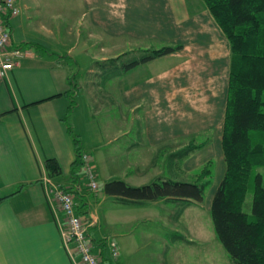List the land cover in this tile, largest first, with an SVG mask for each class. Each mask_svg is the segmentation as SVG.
Instances as JSON below:
<instances>
[{
  "label": "crops",
  "instance_id": "0c3cea01",
  "mask_svg": "<svg viewBox=\"0 0 264 264\" xmlns=\"http://www.w3.org/2000/svg\"><path fill=\"white\" fill-rule=\"evenodd\" d=\"M54 1L15 0L18 13L8 19L11 45L23 47L26 55L0 78V264H75L60 236L64 217L48 189L73 181L75 153L67 124L93 169L97 162L106 172L107 161L113 172L103 174L107 180L117 179L116 172L132 185L158 177L187 180L185 173L214 160L210 204L224 173L230 44L204 1ZM42 42L52 51L41 49ZM164 45L179 47L130 65L142 49ZM73 50L90 61L83 85L75 87L78 66L63 56ZM119 58L122 71L97 70L98 62ZM112 77L122 85H111ZM73 87L75 106L65 118ZM47 158L59 165L52 177L45 170ZM78 180L85 186H76V207L85 204L83 219L99 220L98 190L86 187L83 172ZM109 195L125 206L152 207L162 200L123 203ZM89 237L103 264H118L106 234Z\"/></svg>",
  "mask_w": 264,
  "mask_h": 264
},
{
  "label": "trees",
  "instance_id": "16d2710c",
  "mask_svg": "<svg viewBox=\"0 0 264 264\" xmlns=\"http://www.w3.org/2000/svg\"><path fill=\"white\" fill-rule=\"evenodd\" d=\"M203 1L230 44L221 136L225 168L209 204L212 227L234 264H264V187L259 172L253 174L252 217L242 210L249 177L255 167L264 165V0ZM7 24L8 19L5 20L8 27ZM178 47L164 45L157 49H142L143 55L130 65L170 53ZM74 87L71 88L65 118L75 106ZM67 130L75 153L69 172L73 181L66 187L60 186L71 190L77 201L80 195L76 186H85L78 180L83 172L82 149L79 135L69 124ZM199 146L190 145L187 150ZM214 162L209 160L192 173V180L158 177L145 184L132 185L123 179H111L103 184V190L123 203L159 199L198 203L203 201L204 189L213 175ZM45 170L49 177L58 174V162L47 158ZM83 206L85 204L75 206L76 211L86 212Z\"/></svg>",
  "mask_w": 264,
  "mask_h": 264
},
{
  "label": "rangeland",
  "instance_id": "374dc122",
  "mask_svg": "<svg viewBox=\"0 0 264 264\" xmlns=\"http://www.w3.org/2000/svg\"><path fill=\"white\" fill-rule=\"evenodd\" d=\"M49 1L56 3L54 0ZM41 46V49L44 48L45 51H52V47L43 42ZM78 53L77 50H73L68 55L63 53V56L68 62L72 61L74 65L77 64L79 67H77L78 69L73 68V71L79 72V76L75 72L72 74V78L79 86V84L83 85L84 83L82 71H87V64L90 61L77 57ZM98 64H100V69L97 68L98 71H122L123 59L100 61ZM122 83L121 80L118 84L117 78L113 77L112 82H110L111 85H122ZM115 110L116 107H113V111L116 113ZM119 159L123 160L122 157ZM105 162L106 172H102L97 162L95 163L94 173L98 182V199L101 201L97 207L98 225L91 228L89 234L96 236L99 233H104L116 241L119 252L116 260L118 264H234L228 252L215 236L209 213L208 199L215 184L214 168L212 179H209L210 183L204 189V198L201 202L193 204L184 200L162 199L158 204L150 202L154 205L152 207L138 204L125 206L117 201L114 202V198L103 190V184L108 181L103 174L112 175L113 173L108 170L110 167L107 161ZM122 165L123 163H120L114 167L120 168ZM196 172L197 170H194L192 173ZM255 172L261 174L262 186L264 187V165L253 169L242 203V210L250 218L252 217L251 199L253 174ZM116 173L119 177L122 176V173ZM192 173H185L188 180H192ZM119 177L117 179H121ZM93 238L96 239L97 237ZM107 249H109L108 246Z\"/></svg>",
  "mask_w": 264,
  "mask_h": 264
},
{
  "label": "built area",
  "instance_id": "2783aa9c",
  "mask_svg": "<svg viewBox=\"0 0 264 264\" xmlns=\"http://www.w3.org/2000/svg\"><path fill=\"white\" fill-rule=\"evenodd\" d=\"M15 0H0V78L7 71L17 65L26 55V50L21 46L11 45V33L5 25V20L18 13ZM83 178L90 191L98 190V182L95 177L91 159L87 152L81 153ZM52 196L59 204L64 217L60 236L64 247L75 261V264H103L101 256L94 250V244L89 239L87 228L97 224V217L88 215L83 219L82 213L76 211L74 193L58 184L48 186ZM109 247L111 258L116 261L118 247L114 239L105 240ZM78 257V262L75 259Z\"/></svg>",
  "mask_w": 264,
  "mask_h": 264
}]
</instances>
